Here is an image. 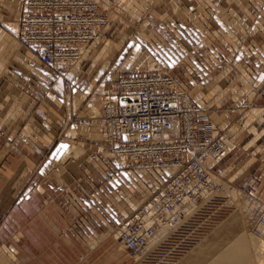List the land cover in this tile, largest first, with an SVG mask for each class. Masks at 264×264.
<instances>
[{"label":"crops","instance_id":"crops-1","mask_svg":"<svg viewBox=\"0 0 264 264\" xmlns=\"http://www.w3.org/2000/svg\"><path fill=\"white\" fill-rule=\"evenodd\" d=\"M94 1L102 12L118 0ZM21 2L0 0V10L16 20ZM106 15L103 36L66 70L24 46L16 55L35 62L23 69V88L10 84V94L0 93V109L7 103L0 110V249L11 264H135L107 224L118 221L122 192L141 198L168 171L123 167L104 152L109 144L91 115L114 92L119 72L144 69L154 52L226 135L221 152L207 159L210 171L228 189L235 179L241 186L256 180L252 191L264 194V0H120ZM12 39L0 28V54ZM5 66L0 60V73ZM223 207L168 264H207L245 239L241 210Z\"/></svg>","mask_w":264,"mask_h":264},{"label":"built area","instance_id":"built-area-1","mask_svg":"<svg viewBox=\"0 0 264 264\" xmlns=\"http://www.w3.org/2000/svg\"><path fill=\"white\" fill-rule=\"evenodd\" d=\"M21 4L13 33L48 67L67 68L74 63L90 42L100 38L106 22V14L94 0H22ZM149 65L120 74L114 92L103 94L95 117L109 152L127 167H173L160 185L152 187L130 211L122 212L116 226H111L130 257L160 228H171L151 250L155 255L168 253L170 261L182 252L177 251L179 245L197 233L198 220L205 225L214 219L213 213L209 219H200L205 204L213 199L204 195L221 189L207 159L221 152L226 137L208 114L196 108L187 91L175 85L161 57ZM76 121L84 122L83 116H76ZM167 129L175 133L164 136L162 131ZM190 201L200 206L187 223ZM259 224L264 226V215L252 227L258 235L262 234Z\"/></svg>","mask_w":264,"mask_h":264},{"label":"rangeland","instance_id":"rangeland-1","mask_svg":"<svg viewBox=\"0 0 264 264\" xmlns=\"http://www.w3.org/2000/svg\"><path fill=\"white\" fill-rule=\"evenodd\" d=\"M119 2H120V0H118L116 3L113 2V3L108 4L107 6L103 7L102 12L104 11L106 14L107 9L109 10V9L117 8V4ZM0 12L2 13L3 16L5 15L4 17H2V15H0V28L5 30L9 34L11 36V39L13 38L12 40H13V43L15 44L13 46L8 47L3 54H0V60L2 61V64L6 65L4 67V70H5L4 73H0V93H2L3 90H5L4 94H10V92H8L9 87H11V86H9L10 84L16 86L19 90L23 88L22 84L24 81H26V79L23 80V77L28 76V75L23 74L24 73L23 69H28V71L30 72L31 71V69H30L31 65H32V63L35 62V59L31 58L30 60L27 61V59L26 60L22 59L16 55V53H18V51L21 52L20 49H24L23 48L24 46L16 39V37L13 33L14 31L11 29V25L16 24V20L11 17L12 15L8 16V14L6 15V13L2 12L1 10H0ZM11 20H14V21H11ZM106 22H107V15H106ZM106 22H105V24H106ZM164 23L165 22L162 18H159V20L157 21V25L159 27H162L164 25ZM105 24H104V26H105ZM104 26L102 28L100 38L103 36ZM100 38H98L96 41H98ZM84 53H85V51H84ZM156 57H161L162 60L166 63V60L164 57H162L161 55L154 52L152 54L151 60L146 62V66L144 69H142V66H140V68L128 67V68L122 70L121 72H119V75L122 73L128 72V71L145 70V69H147V66H150L149 63L152 61V59H154ZM151 65H153V63H151ZM166 68L168 69L167 63H166ZM1 69H3V67ZM63 69L66 70V69H68V67L63 68ZM57 73L61 74L59 71H57ZM8 76L10 79H13L14 82L9 80L7 78ZM35 76H41V75H38V73H36ZM7 82H9V83H7ZM2 86H3V88H2ZM28 89H30L31 91H33L34 89L36 90L35 86L32 87V85H30V87H28ZM5 105L1 106L2 109H0V110H3L5 108ZM225 137H226V135H225ZM104 152H106V154H108L111 157L114 156L113 154H111L109 152V147H108V149L105 148ZM121 164L123 167H127L123 163H121ZM138 172H142V171H138ZM255 181L256 180H254L253 183L246 184V186H244V185L241 186L243 183V179H235V181H233L231 183L232 186L230 185L231 189L230 188L228 189L226 187V185H229V184L224 185V182L222 181L223 187L218 192L212 193L211 197L213 196L214 199H212L211 203L205 204V208L202 210V212L200 214V219L205 220V219H209V217L212 215V213L214 211H217V209L220 207L222 208L224 206L225 207L224 210L226 213L233 208H239L241 210L243 220L246 224V232H245L246 237H245V239L240 240L236 243L237 244L241 243L245 246V255H247V256H249L250 253L254 250L253 241L258 243V241L261 240V238L260 239L253 238L252 234L249 232L250 231V224L253 220L257 219L260 215L264 214V194H262V195L258 194L257 195L256 193H254L252 191V189L254 188L253 185L255 184ZM156 186H158V185H156ZM152 187H154V186H152ZM151 188H150V190H151ZM150 190H149V192H150ZM149 192H146L141 198L140 197L139 198H132L130 195H128L127 191L122 192L121 198L123 199L124 203L121 202L122 207L120 209V214L122 212L126 213V212L130 211L132 208H134L136 205H138L140 202H142L143 199L146 198V196L150 194ZM216 198H218V199H216ZM226 213H224L221 216V218ZM120 214H119V217H120ZM119 217H118V220H119ZM117 222L115 224H112V225L107 224L106 232L109 233L111 236L116 235V240L118 241L119 239L117 238L116 230L111 229V226L115 227ZM214 223L215 222L213 219V221H211L210 224L203 225L204 223H201V221L198 220V224H197L198 226H197V230H196L197 233H194L192 235V239H190L191 242L188 239H186L187 241L182 242L181 245H179L180 247L177 248L178 249L177 251H181L184 248L188 247L194 240H196L198 237L203 235L208 229H210ZM118 243L121 244L120 241H118ZM258 244H260V245L262 244L264 246V237L262 238L261 242H259ZM166 248H167V246H166ZM225 252H221V254L223 253L222 256L225 254ZM126 254H127V252H126ZM166 254H168V253L165 252V254H164V251L160 252V253L158 252V253H156V255H155V253L150 252L149 254L146 255L145 259L149 260L151 258L152 262H153V260H155L154 262H161V263L168 264L169 262H167V260H166V258H167ZM221 254L220 255L218 254L216 257L212 258L211 261H209V264L214 263L218 258H220ZM2 255H3V257H2ZM127 257L131 258L129 255H127ZM0 258L4 259V260L3 259L0 260L2 262L0 264H11L13 262L12 255H10V253H8L4 250H1V249H0ZM131 259H134V257ZM3 261L7 262V263H4ZM244 262L245 261H243V263ZM135 264H143V263L137 261V262H135Z\"/></svg>","mask_w":264,"mask_h":264},{"label":"bare ground","instance_id":"bare-ground-1","mask_svg":"<svg viewBox=\"0 0 264 264\" xmlns=\"http://www.w3.org/2000/svg\"><path fill=\"white\" fill-rule=\"evenodd\" d=\"M15 25L16 24H12L11 25V29L13 31H15ZM94 41H96V40H93L92 42H94ZM92 42H90L89 44H91ZM85 51H86V49H85ZM83 53H84V51L82 52V54ZM82 54H80V56H79L78 59H80L82 57ZM74 63H72L71 65H69L68 68L71 67ZM175 85L177 86L176 82H175ZM93 117H94V119L97 120V117H95L94 115H93ZM76 122L78 124H89L88 122H86V119L85 118H84V122H81V123H79L78 121H76ZM174 133H175V130L174 129H167V130H163L162 131V134L164 136H170V135H172ZM111 154L118 156L117 154H114V153H111ZM118 158L121 160V158L119 156H118ZM131 167H133L135 169L141 170V169H148V168H151V167H154V166H150V165L135 166V165H132ZM163 168H165L168 171V173H170L172 171V169H173V167H171V166H169V167H163ZM213 177L215 178V180H217V181H219L221 183V187L220 188H222L223 187V183L215 175ZM212 193L213 192H210L208 194H205L204 196H206V198H209V197H211ZM196 206H197V204L195 203V201H190L188 203V205H187V209H188V213H187V223H188V221L190 219V216H191L192 212L195 210ZM262 215H264V214H262ZM257 219H255V220H253L251 222V224H250V231L249 232L252 234L253 238H257V239H260L261 238V240H262V238L264 237V226L261 225V224L258 225L260 227V229H261V232H262V234H260V235L254 233L253 230H252V227L257 224ZM170 232H171V228H169V227H162V228H160L154 234V237L152 238V240L149 241V243H147L140 252H138V253H136L134 255V259H133L134 262H137V261L145 258L146 255L151 252L153 246L158 241L164 239ZM116 234L118 235L117 229H116ZM113 237L116 238V235L113 236ZM117 238H118V236H117ZM261 240L258 241V243L261 242ZM118 241H120V240H118ZM258 243H256L255 241H253L254 250L250 253L249 256L245 255V246L243 244L239 243V244L233 246V248H231L227 252H225V254L223 256H222V254H223L222 253L221 254L222 257L220 256L221 258L218 261H215L212 264H264V246L262 244L260 245ZM121 246H123V245H121ZM153 249H155V248H153ZM2 257H3V255H2ZM131 258H133V257H131ZM2 259L0 258V260H2ZM243 261H245V262L243 263ZM0 263H2V262L0 261ZM4 263H7V262H4ZM207 264H209V262H207Z\"/></svg>","mask_w":264,"mask_h":264}]
</instances>
